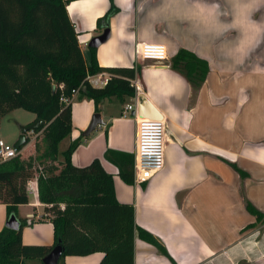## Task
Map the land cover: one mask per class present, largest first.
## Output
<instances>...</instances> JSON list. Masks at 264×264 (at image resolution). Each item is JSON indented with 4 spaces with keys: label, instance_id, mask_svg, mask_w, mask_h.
<instances>
[{
    "label": "crops",
    "instance_id": "crops-1",
    "mask_svg": "<svg viewBox=\"0 0 264 264\" xmlns=\"http://www.w3.org/2000/svg\"><path fill=\"white\" fill-rule=\"evenodd\" d=\"M64 1L86 65L89 42L107 29L108 40L95 48L98 66L140 68L134 80L140 91L123 105L102 100L97 108L103 125L87 138L82 133L95 114L94 102L78 95L70 102L71 141L83 138L71 163L84 167L99 159L113 176L115 199L134 208V264H264V220L245 209L248 202L264 215V0ZM142 43L164 45L167 60L141 62L136 49ZM179 50L209 67L194 96L171 68ZM139 96L165 123V164L147 182L127 185L103 154L112 149L134 156L137 122L148 118L137 112L124 117L123 111ZM28 138L26 152L23 147L19 153L23 159L35 154L29 147L37 135ZM29 182L36 194H28L15 214L27 223L22 243L53 247L52 217L38 200L36 178ZM7 220L0 204V232ZM139 230L151 234L170 259ZM102 257L68 256L63 264H99Z\"/></svg>",
    "mask_w": 264,
    "mask_h": 264
},
{
    "label": "trees",
    "instance_id": "trees-1",
    "mask_svg": "<svg viewBox=\"0 0 264 264\" xmlns=\"http://www.w3.org/2000/svg\"><path fill=\"white\" fill-rule=\"evenodd\" d=\"M66 4L64 0H0V119L24 110L44 123L32 132L37 135L33 156L23 159L19 154L0 163V204L6 206L8 218L15 215L18 206L28 203L27 184L36 178L38 200L52 217L54 243L63 248L58 264L68 256L94 253L103 254L99 264H134V208L115 199L113 176L99 159L84 167L72 165L71 155L83 138L71 141V103L60 98L70 99L71 91L78 90V99L94 102L95 113L105 99L115 98L123 105L136 96L131 83L140 68H101L94 48L86 65ZM171 68L189 83L193 96L209 70L206 61L186 50L178 51ZM102 72L110 74L109 80L103 87H92L86 78ZM103 158L118 169L125 184H134L133 155L107 149ZM245 209L264 220L248 202ZM20 222L19 231L0 232V264L26 260L43 264L55 245L23 244L21 233L27 223ZM139 236L170 259L151 234L139 230Z\"/></svg>",
    "mask_w": 264,
    "mask_h": 264
},
{
    "label": "built area",
    "instance_id": "built-area-1",
    "mask_svg": "<svg viewBox=\"0 0 264 264\" xmlns=\"http://www.w3.org/2000/svg\"><path fill=\"white\" fill-rule=\"evenodd\" d=\"M137 58L141 62H157L163 63L167 60V49L161 44L142 43L136 49ZM110 76L108 74H99L88 76L87 82L95 88L105 86ZM136 92L140 89L136 82L131 83ZM63 89V85L59 86ZM78 95V90L71 91V98L62 96L60 101L64 104L71 102L74 96ZM135 103H128L124 107L123 116H127L132 112L136 114ZM136 149L134 154L133 173L134 182H147L155 175L160 173L165 164V123L159 120L140 119L136 126ZM16 148L6 145L0 140V163L7 162L19 156ZM28 194H36V189L31 186V182L27 184Z\"/></svg>",
    "mask_w": 264,
    "mask_h": 264
},
{
    "label": "water",
    "instance_id": "water-1",
    "mask_svg": "<svg viewBox=\"0 0 264 264\" xmlns=\"http://www.w3.org/2000/svg\"><path fill=\"white\" fill-rule=\"evenodd\" d=\"M109 38V30H105L100 36L93 38L89 44V48H97L101 44L105 43ZM136 112L140 117L148 118L152 120H159L161 116L156 108L151 104V102L144 96H139L137 101ZM132 115H135V112H132ZM44 125L43 121L36 119L33 123L20 127V135L16 142L13 144V147L18 149L27 144L28 135L33 131L40 129ZM103 125L101 115L95 113L92 116L89 126L82 133V137H89L98 127ZM21 222L15 215H11L5 223V228L12 231H19ZM63 255V248L60 244L55 245L49 254H47L43 259V264H58Z\"/></svg>",
    "mask_w": 264,
    "mask_h": 264
},
{
    "label": "rangeland",
    "instance_id": "rangeland-1",
    "mask_svg": "<svg viewBox=\"0 0 264 264\" xmlns=\"http://www.w3.org/2000/svg\"><path fill=\"white\" fill-rule=\"evenodd\" d=\"M127 117L130 118L131 116L127 115ZM35 120V115L24 110H14L7 113L3 118L0 119V140H2L8 146H13L20 135V127L24 126L25 123H28L29 121ZM35 143L36 141L31 143V147H29L30 151L34 152ZM23 152H26V147L24 148ZM23 264H39V262L26 260L23 261Z\"/></svg>",
    "mask_w": 264,
    "mask_h": 264
}]
</instances>
